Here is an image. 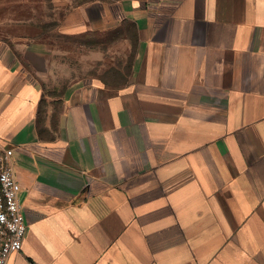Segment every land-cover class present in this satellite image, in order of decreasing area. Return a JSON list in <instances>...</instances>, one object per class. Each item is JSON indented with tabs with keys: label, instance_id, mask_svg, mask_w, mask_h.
Listing matches in <instances>:
<instances>
[{
	"label": "crops",
	"instance_id": "0c3cea01",
	"mask_svg": "<svg viewBox=\"0 0 264 264\" xmlns=\"http://www.w3.org/2000/svg\"><path fill=\"white\" fill-rule=\"evenodd\" d=\"M52 1L67 9L65 32L109 31L132 19L138 78L165 84L138 91L171 118L146 140L140 102L94 82L56 103L57 134L45 139L37 122L43 90L0 40V153L14 150L28 225L12 264H264V0ZM148 32L164 45L149 49ZM194 38L197 73L204 78L212 65L226 89L222 103L196 115L192 75L169 46ZM129 153L138 154L133 165H120Z\"/></svg>",
	"mask_w": 264,
	"mask_h": 264
},
{
	"label": "rangeland",
	"instance_id": "374dc122",
	"mask_svg": "<svg viewBox=\"0 0 264 264\" xmlns=\"http://www.w3.org/2000/svg\"><path fill=\"white\" fill-rule=\"evenodd\" d=\"M66 11L64 7H57L52 0H0V40L8 43L10 53L38 81L43 90L37 119L40 135L45 139L56 136L59 125L56 103L64 99L70 88L101 82L112 88H120V99H129L130 102L134 100L135 104L140 102L136 109L137 120L140 121L146 140L147 137L152 138L156 134V125L169 123L171 115L158 105L157 109H150L148 101L153 95L140 94L138 91L139 88L156 91L157 86L159 90L165 84L160 85L161 82L154 79L142 82L138 78L136 60L140 52V37L135 22L126 18L117 28L109 31L65 32L60 30V22ZM157 33L152 37L153 33L150 35L148 32L151 36L149 49L156 48L160 43L164 45L165 41ZM169 46L177 48L178 54H183L182 64L187 63L192 75L191 95L188 98L189 105L196 110L189 112L193 115L207 113L206 109L210 105L222 103L226 89L223 86L219 88L214 82L213 66L209 64L211 68L209 72L205 71L204 78L197 73L196 58L201 55V48L196 44V39L169 41ZM211 53V48H205V57ZM215 65L218 67L216 70H226L229 66L225 64L224 67L223 63ZM177 67L180 68L181 65ZM171 70L178 71L176 67ZM137 91L139 94H136ZM203 94L208 98L205 105H202L204 110L200 111L196 104ZM158 98L164 100L162 95ZM50 103H55L56 107L53 119L47 122L46 114ZM179 114L180 118H186V111ZM153 140L150 145L146 142V145L152 151L157 148L159 153L162 145L159 141L153 143ZM126 152H132V149L127 148ZM130 154L132 153L128 155ZM136 158L138 154H132L126 159L120 157V165L125 162L132 166Z\"/></svg>",
	"mask_w": 264,
	"mask_h": 264
},
{
	"label": "built area",
	"instance_id": "2783aa9c",
	"mask_svg": "<svg viewBox=\"0 0 264 264\" xmlns=\"http://www.w3.org/2000/svg\"><path fill=\"white\" fill-rule=\"evenodd\" d=\"M13 155L12 148L0 153V264H12V256L21 250L28 227Z\"/></svg>",
	"mask_w": 264,
	"mask_h": 264
}]
</instances>
